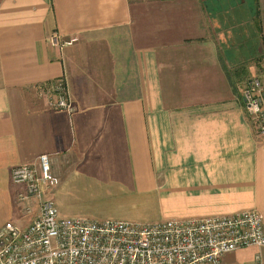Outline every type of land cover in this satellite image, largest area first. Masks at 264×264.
I'll list each match as a JSON object with an SVG mask.
<instances>
[{"label": "crops", "instance_id": "crops-1", "mask_svg": "<svg viewBox=\"0 0 264 264\" xmlns=\"http://www.w3.org/2000/svg\"><path fill=\"white\" fill-rule=\"evenodd\" d=\"M168 1L179 8L0 0V227L39 214L10 171L42 153L59 179L50 195L61 218L148 223L253 209L264 224V136L242 96L264 74V0L257 23L240 5L211 12L206 36L182 14L198 0ZM53 34L74 41L60 48ZM63 76L70 114L41 92ZM220 264H264V246Z\"/></svg>", "mask_w": 264, "mask_h": 264}, {"label": "built area", "instance_id": "built-area-1", "mask_svg": "<svg viewBox=\"0 0 264 264\" xmlns=\"http://www.w3.org/2000/svg\"><path fill=\"white\" fill-rule=\"evenodd\" d=\"M53 34L48 42L64 45ZM54 109L73 113L65 77L41 88ZM248 114L264 136V74L247 80L242 90ZM13 183L25 187L19 199L34 197L39 214L20 227L7 221L0 227V264H220L236 249L264 246L262 215L253 209L156 222L61 218L50 193L58 184L49 155L14 166Z\"/></svg>", "mask_w": 264, "mask_h": 264}, {"label": "rangeland", "instance_id": "rangeland-1", "mask_svg": "<svg viewBox=\"0 0 264 264\" xmlns=\"http://www.w3.org/2000/svg\"><path fill=\"white\" fill-rule=\"evenodd\" d=\"M145 2H148V3H154L155 4V7L156 8H160L162 10H165V12H168V11H176V7L179 8L178 5H175V7L170 4L171 2H169L168 0H143ZM184 2H189V0H182ZM199 3H198V9L195 10V7L194 5H192V8L193 10H187L188 7H186L185 5H183V15L184 16H190V17H195L197 19V26H198V30L199 31H202L204 32V36L208 35L209 32H211L212 30V24H213V21H212V15H211V12L214 13V12H223V14H226L227 12L229 14H236L235 12L238 10V7L240 5V7H244V16H253V18H249L248 20H251V21H254L255 23H257L258 20V17L254 16V14L258 13L257 12V9H256V5H257V2L256 0H223V5H220V2L221 0H218L217 1V5H216V1H214L212 3V0H207V5L204 4V1L205 0H198ZM183 3V2H182ZM158 4H164L163 6H159ZM219 7V8H218ZM218 8V11H214V9ZM251 8H253L251 10ZM162 12V11H160ZM255 12V13H254ZM258 15V14H257ZM183 23H186L184 20H183ZM253 25V24H252ZM177 31V30H176ZM177 35V34H176ZM245 50L248 52V51H251V52H254V49L251 48L249 46V44L247 45H244Z\"/></svg>", "mask_w": 264, "mask_h": 264}, {"label": "trees", "instance_id": "trees-1", "mask_svg": "<svg viewBox=\"0 0 264 264\" xmlns=\"http://www.w3.org/2000/svg\"><path fill=\"white\" fill-rule=\"evenodd\" d=\"M253 8H251V10H252Z\"/></svg>", "mask_w": 264, "mask_h": 264}]
</instances>
